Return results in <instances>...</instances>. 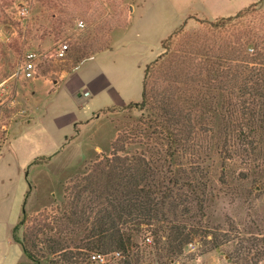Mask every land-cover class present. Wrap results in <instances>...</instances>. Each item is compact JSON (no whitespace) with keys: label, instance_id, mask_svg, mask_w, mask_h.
Wrapping results in <instances>:
<instances>
[{"label":"rangeland","instance_id":"obj_1","mask_svg":"<svg viewBox=\"0 0 264 264\" xmlns=\"http://www.w3.org/2000/svg\"><path fill=\"white\" fill-rule=\"evenodd\" d=\"M52 1L62 5L61 10L72 7V0ZM88 1V12L71 17L37 0H10L7 13L14 26L10 29L0 26V80L7 79L9 86V100L0 101V264H15L20 258L18 245L10 243V234L20 215L28 181L32 187L25 205L29 220L18 235L26 232L38 244L36 254L45 256L38 264H52L49 260L56 256L44 240L50 234L56 237L57 232L44 224L54 221L64 229L65 237L76 238L87 232L93 225L91 221L74 225L62 218V213L66 205L68 209L74 206L81 190L83 199L94 198L103 190L106 170H99L100 163L106 156L115 154L155 161L160 189L168 178L176 177L184 182L209 171L213 182L203 207V222L209 223L212 233L207 237L194 235L192 242L170 264H264V150L249 155L246 147L238 144L234 130L238 120L225 118L223 108L191 109L201 119L199 124L203 128L196 139L204 150L201 159L194 154L195 147L194 151L189 150L171 161L164 152L153 154L155 149L165 148L162 138L154 133L155 122L146 121L145 113L128 103L97 109L90 118L78 123L75 130L72 124L57 127L54 120H46L49 108L70 106L71 84L68 82L57 90L50 78L60 80L66 74L60 66L68 63L78 49L86 51L92 42L106 41L101 49L105 55L100 60L98 57L96 63L109 68L131 101H139L144 66L156 57L160 41L174 28L186 20L187 29H192L198 23L197 18L231 15L257 0ZM23 8H27L25 15L21 13ZM93 11L97 17L118 12L119 20L127 16L126 25L107 31V26L94 21ZM89 24L102 29L94 40L89 35ZM61 43H66L68 49L64 56L58 57L55 52ZM30 52L34 53L36 64L34 77L18 76L16 68ZM44 70H48L46 77L50 80L41 76ZM190 91L194 93L195 88L191 87ZM27 97L34 108V118ZM86 115L87 110H79L80 120ZM66 134L69 136L63 141ZM193 137L194 141L196 135ZM199 160H204V169L191 165ZM223 172L226 184L217 181ZM243 176L248 179L238 180ZM190 206L192 214L201 215L195 203L191 201ZM94 217L92 212L90 219ZM38 226L42 228L40 232L36 230ZM139 229L136 240L145 246L141 264H161L149 252L152 228L141 225ZM146 236H150L149 242ZM215 236L222 244L214 249L211 239ZM241 246L247 251L237 258L236 248ZM18 264L32 262L23 253ZM83 264L96 263L86 258Z\"/></svg>","mask_w":264,"mask_h":264},{"label":"trees","instance_id":"obj_2","mask_svg":"<svg viewBox=\"0 0 264 264\" xmlns=\"http://www.w3.org/2000/svg\"><path fill=\"white\" fill-rule=\"evenodd\" d=\"M37 1L71 17L88 12L90 6L88 0H72L70 9L61 10L62 5L53 4L52 0ZM263 2H251L231 15L197 18L198 23L192 29H187V21L184 20L160 41L159 53L144 66L140 100L128 103L143 111L146 121L155 122L154 133L162 138L165 148H157L153 154L164 152L166 159L171 161V158L183 156L189 150L194 151L195 147L194 154L201 159L204 150L196 139L203 128L199 124L201 119L191 109L206 107L223 108L225 118L238 120L234 128L235 139L243 148L246 147L249 155L264 150ZM9 5L10 0H0V26L6 29L14 26L7 13ZM113 14L108 12L97 17L93 11V18L102 27L107 26V31L126 25L127 16L119 20L116 16L118 12ZM89 27V35L94 40L102 29L96 25L93 27V24ZM104 42H92L86 51L78 49L68 63L60 66V70L64 73L73 71L83 61L104 51L101 50ZM48 70L41 72V76L46 77ZM191 87L195 88L194 93H191ZM201 90L202 93H199ZM101 161L99 170H106V186L94 198L83 199L81 190L74 206L68 209L66 205L62 213V218L69 219L74 225L91 221L92 227L73 238L65 237L64 229L54 221L44 224L49 230L57 232L56 237L50 234L44 240L56 256L49 260L50 263L83 264L91 252L121 251L122 258L115 264H141L145 246L136 240V236L141 231V225H146L152 228L153 235L149 252L158 263L170 264L174 256L192 242L194 235L207 237L212 233L209 223L203 222V207L213 182L208 176L209 171L200 172L199 177L184 182L176 177L172 180L168 178L166 184H162L164 188L160 189L157 180L160 177L156 175L153 164L155 161L143 156L117 154L106 156ZM196 161L191 165L204 169V160ZM245 179L248 177L238 180ZM217 181L226 184V174H220ZM31 188L28 181L20 215L12 227V238L20 244L32 264H38L45 257L41 252L36 254L38 244L26 232L18 235L20 228L29 220L25 205ZM191 201L199 207L201 215L192 214ZM92 212L95 216L93 220L90 219ZM41 229L38 226L36 230L40 232ZM211 240L214 249L222 244L216 236ZM244 251H247L246 247H237L236 257L240 258Z\"/></svg>","mask_w":264,"mask_h":264},{"label":"crops","instance_id":"obj_3","mask_svg":"<svg viewBox=\"0 0 264 264\" xmlns=\"http://www.w3.org/2000/svg\"><path fill=\"white\" fill-rule=\"evenodd\" d=\"M103 55H105V53L94 55L83 61L73 71L63 74L59 82L51 80L53 81V85L58 87L57 90L63 89L69 82L71 84L70 90L72 100L69 107L67 106L66 108L58 110L49 108L48 111H50V114L46 120H54L57 127L63 125L70 126L72 124L73 130H75L78 123L90 118L97 109L115 105L122 106L131 102V99L125 94V91L122 90L120 82L115 78L114 74L108 70L109 68L105 69L104 67H99L98 63H96V59L99 57L100 60V57ZM73 97H76V99ZM27 100L30 112L34 118V108H32L30 104V98L27 97ZM80 109L87 110L88 115H86L85 119H79L78 112ZM69 134L64 136L63 141H65L66 136H69ZM10 235L11 245H18L17 251L20 253V258L15 262V264H18L22 259L23 250L21 246L13 240L12 233Z\"/></svg>","mask_w":264,"mask_h":264},{"label":"built area","instance_id":"obj_4","mask_svg":"<svg viewBox=\"0 0 264 264\" xmlns=\"http://www.w3.org/2000/svg\"><path fill=\"white\" fill-rule=\"evenodd\" d=\"M22 14L27 13V8H23L21 10ZM82 25V23H79ZM68 49V45L66 43H61L55 54L58 57L64 56ZM36 73V64L34 59V53L30 52L26 54L24 59L20 62V64L16 68V74L18 76H22L24 78H31L34 77ZM9 86L7 85V79L0 80V101H7L9 100ZM146 241H150V236H146ZM122 258L121 251H113V252H91L89 255V260L96 263V264H115Z\"/></svg>","mask_w":264,"mask_h":264}]
</instances>
